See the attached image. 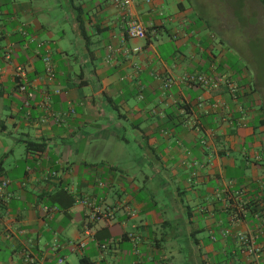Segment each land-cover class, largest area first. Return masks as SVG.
Here are the masks:
<instances>
[{
	"label": "crops",
	"instance_id": "1",
	"mask_svg": "<svg viewBox=\"0 0 264 264\" xmlns=\"http://www.w3.org/2000/svg\"><path fill=\"white\" fill-rule=\"evenodd\" d=\"M132 12L147 39L110 0H0V264H251L240 232L264 261V80L243 69L264 54L262 0Z\"/></svg>",
	"mask_w": 264,
	"mask_h": 264
},
{
	"label": "built area",
	"instance_id": "2",
	"mask_svg": "<svg viewBox=\"0 0 264 264\" xmlns=\"http://www.w3.org/2000/svg\"><path fill=\"white\" fill-rule=\"evenodd\" d=\"M110 2L118 8L125 16V33L129 39H147L149 36V30L146 26L133 14L132 5L133 0H110ZM155 34V33H154ZM138 51V49H136ZM46 64V70L51 79L54 78L53 65L51 63L50 57L44 59ZM16 78L21 93L25 94L28 99L35 97L34 92L30 90V82L27 77V72L23 66H17L16 68ZM191 84H197L203 86L207 89H216L219 87L221 81L213 80L210 76L206 75H190L185 79ZM228 88L229 93L235 100L239 99V94L241 92L239 85L236 82H230L226 80L224 82ZM9 186L8 180H3L0 184V196L1 198L5 195V190ZM98 213L95 212L91 216L92 222L98 218ZM236 216L232 218L234 222ZM239 242L241 244V250L243 254H247L252 257L251 264H264L261 259V247L257 244L256 238L252 232H240L238 235ZM107 244L102 245V248H106ZM56 264H68L63 260H59Z\"/></svg>",
	"mask_w": 264,
	"mask_h": 264
},
{
	"label": "rangeland",
	"instance_id": "3",
	"mask_svg": "<svg viewBox=\"0 0 264 264\" xmlns=\"http://www.w3.org/2000/svg\"><path fill=\"white\" fill-rule=\"evenodd\" d=\"M256 45V47H260V48H262L261 47V43H260V40H258L256 43H255ZM256 47L254 48V50L256 49ZM259 48V49H260ZM241 59V57H239V56H235V55H232V54H230V55H228L227 57H226V62H227V60H228V62L227 63H229V64H237L238 65V67H240V63H239V60ZM243 61H244V66H243V69L244 68H247V69H249L250 70V72L251 73H255V72H257L258 71V77L263 81L264 80V54H261V55H258V56H256V57H254V58H243ZM191 124H192V122H191ZM13 148L15 149V156H13V155H10V158L8 159V160H6V161H9V160H13V159H19L20 157H21V154H22V152H23V146H18V145H13ZM126 156V154H120V156ZM104 158L105 157H107V155L106 156H103ZM132 169V168H131ZM130 170V169H129ZM131 172H135V173H138V168L137 167H134V169H132V170H130ZM144 172H145V174H147V175H149L151 178H153V174H152V172H149L148 170H143ZM148 187V186H147ZM112 203H114V202H112ZM72 263H74L73 262V257L71 258V260H70ZM179 261H181V260H179ZM185 261V260H184ZM179 264V263H178Z\"/></svg>",
	"mask_w": 264,
	"mask_h": 264
},
{
	"label": "trees",
	"instance_id": "4",
	"mask_svg": "<svg viewBox=\"0 0 264 264\" xmlns=\"http://www.w3.org/2000/svg\"><path fill=\"white\" fill-rule=\"evenodd\" d=\"M262 3L264 4V0H262ZM17 87H18V90H19V86H18V83H17ZM20 91V90H19ZM35 98V97H34ZM26 146H27V149H33L34 147L36 148H41L42 145L41 144H35V143H30V142H26ZM3 181V180H2ZM1 181V182H2ZM1 184V183H0Z\"/></svg>",
	"mask_w": 264,
	"mask_h": 264
}]
</instances>
